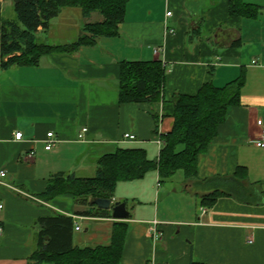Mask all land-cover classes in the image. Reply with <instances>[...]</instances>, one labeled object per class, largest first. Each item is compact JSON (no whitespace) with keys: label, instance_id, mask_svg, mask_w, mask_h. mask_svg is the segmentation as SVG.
<instances>
[{"label":"crops","instance_id":"0c3cea01","mask_svg":"<svg viewBox=\"0 0 264 264\" xmlns=\"http://www.w3.org/2000/svg\"><path fill=\"white\" fill-rule=\"evenodd\" d=\"M244 2L260 7L257 17L231 15L227 0H131L118 37L0 73V173L7 174L0 177V264H29L37 220L55 215L74 218L73 246L110 245L113 218L76 216L81 208L71 195L38 199L49 179L62 173L94 178L100 159L120 149H143L157 161L161 136L174 125L173 96L195 95L206 83L224 87L242 74L240 105L200 155L196 181L187 183L182 171L161 181L155 169L119 182L112 201L125 203L130 214L121 264H264V201L225 196L211 209L202 206L214 191L207 181L232 178L239 167L248 171L242 183L264 197V149L253 145L257 121L264 122V0ZM123 61H161L164 99L121 103ZM154 222L163 232L159 242L149 235Z\"/></svg>","mask_w":264,"mask_h":264},{"label":"trees","instance_id":"16d2710c","mask_svg":"<svg viewBox=\"0 0 264 264\" xmlns=\"http://www.w3.org/2000/svg\"><path fill=\"white\" fill-rule=\"evenodd\" d=\"M16 20L2 17L0 0V73L13 67H36L48 55H72L82 47H95L102 38H116L125 21L131 0H12ZM230 14L257 17L260 7L244 0H227ZM65 8H78L85 20L100 14V22H85L82 34L71 43L48 44L37 41L38 33L50 31L51 21ZM166 68L161 61L121 62L119 98L121 103L153 105L164 99ZM246 78L224 87L206 83L197 94H175L174 125L162 135L163 147L159 159L152 161L143 149H120L102 157L94 178H79L74 174H57L48 181L47 190L38 199L51 202L61 195H71L81 208L76 216L112 218L111 211L92 204L97 198L113 199L119 182L142 179L148 172L158 170L161 181L177 172L185 174L186 182L197 180L200 155L207 152L232 108L240 105L241 91ZM244 173V174H242ZM243 175V176H242ZM248 171L239 167L232 178H214L207 183L214 191L202 198L205 210L215 206L221 197H234L245 204H253L250 197H263L254 186H245ZM244 177V178H243ZM258 204V203H256ZM129 227L117 221L113 227L111 244L98 247H75L73 217L55 215L36 222L35 250L29 264H121Z\"/></svg>","mask_w":264,"mask_h":264},{"label":"rangeland","instance_id":"374dc122","mask_svg":"<svg viewBox=\"0 0 264 264\" xmlns=\"http://www.w3.org/2000/svg\"><path fill=\"white\" fill-rule=\"evenodd\" d=\"M1 4L2 17L5 19L16 20L13 1L2 0ZM65 10H67L65 14L70 12L72 18H69L67 15L63 14L60 17L53 19L50 24V32L37 34L38 42L48 44H65L74 42L82 34V28H79V24H77L78 21L85 23L89 21L100 22L103 20V17L98 13L92 17V20H83V16L80 17V20H78V14H82L80 9L66 8ZM249 201H251L254 205H256V203L260 204L264 201V197L253 196L250 197Z\"/></svg>","mask_w":264,"mask_h":264},{"label":"built area","instance_id":"2783aa9c","mask_svg":"<svg viewBox=\"0 0 264 264\" xmlns=\"http://www.w3.org/2000/svg\"><path fill=\"white\" fill-rule=\"evenodd\" d=\"M167 16H172V13L169 12L167 14ZM169 33H174L173 30H171ZM160 49L157 48L155 50V55H158L160 53ZM257 127L259 128V136L257 139H255L253 141V145L257 148L260 149H264V122L262 120H258L257 121ZM88 131L87 128L83 129L82 134L80 135L81 138L84 137L85 133ZM23 134L22 133H17L16 134V139L17 140H21L22 139ZM48 137L50 139L54 138V134L50 133L48 134ZM125 139L128 140H135L136 136L134 134H125L124 135ZM163 143V142H161ZM53 147V142L50 141L49 145L46 147L47 150H50ZM7 174L5 172H1L0 173V177H5ZM4 208V204L0 201V210H2ZM80 228L77 227L76 230H79ZM0 231H2V229L0 228ZM149 235L151 236V238L153 239L154 242H159L162 238H163V232H161L158 229V223L154 222L153 224H151V226H149Z\"/></svg>","mask_w":264,"mask_h":264},{"label":"water","instance_id":"95a60500","mask_svg":"<svg viewBox=\"0 0 264 264\" xmlns=\"http://www.w3.org/2000/svg\"><path fill=\"white\" fill-rule=\"evenodd\" d=\"M92 204L97 206L99 209L111 211L112 218L115 221H125L130 217L125 203H114L110 199L97 198L92 201Z\"/></svg>","mask_w":264,"mask_h":264}]
</instances>
